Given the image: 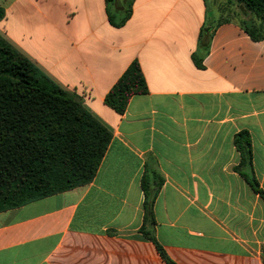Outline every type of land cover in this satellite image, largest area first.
<instances>
[{"label":"crops","instance_id":"obj_1","mask_svg":"<svg viewBox=\"0 0 264 264\" xmlns=\"http://www.w3.org/2000/svg\"><path fill=\"white\" fill-rule=\"evenodd\" d=\"M121 1L112 10L121 12ZM0 37L111 133L93 180L0 212V264H264V39L236 0H0ZM137 61L147 93L123 114L106 95ZM250 134L252 169L235 145ZM243 174H247V180Z\"/></svg>","mask_w":264,"mask_h":264},{"label":"trees","instance_id":"obj_2","mask_svg":"<svg viewBox=\"0 0 264 264\" xmlns=\"http://www.w3.org/2000/svg\"><path fill=\"white\" fill-rule=\"evenodd\" d=\"M123 10L114 12L116 0H107L109 20L123 25L132 13L134 0H120ZM257 23L247 19L242 27L254 41L264 39V0H236ZM5 16L0 8V20ZM147 93L141 67L133 62L106 95L105 103L123 114L134 95ZM110 131L75 95L45 75L24 54L0 37V212L23 206L85 185L96 176L111 141ZM235 145L241 165L252 169L250 134L239 132ZM243 176L249 180L247 174ZM250 181L264 200L254 171ZM145 192L141 232L153 241L160 256L174 264L156 241L151 227L154 201L148 176L142 179Z\"/></svg>","mask_w":264,"mask_h":264}]
</instances>
